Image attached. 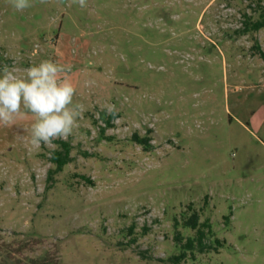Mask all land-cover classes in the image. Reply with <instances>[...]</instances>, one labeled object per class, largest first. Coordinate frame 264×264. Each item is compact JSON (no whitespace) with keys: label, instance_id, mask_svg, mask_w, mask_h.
<instances>
[{"label":"rangeland","instance_id":"374dc122","mask_svg":"<svg viewBox=\"0 0 264 264\" xmlns=\"http://www.w3.org/2000/svg\"><path fill=\"white\" fill-rule=\"evenodd\" d=\"M31 3L0 0V66L70 67L84 111L50 180L57 141L0 125V264H264V0ZM193 212L213 233L176 263Z\"/></svg>","mask_w":264,"mask_h":264},{"label":"clouds","instance_id":"9594fccd","mask_svg":"<svg viewBox=\"0 0 264 264\" xmlns=\"http://www.w3.org/2000/svg\"><path fill=\"white\" fill-rule=\"evenodd\" d=\"M74 2L86 7V0ZM9 3L18 12L32 7L31 0H9ZM69 71L70 67L53 60L29 66L23 69V75L14 65L0 66V125L13 124L27 112L35 118L30 125L28 140L32 147L54 148L55 141H67L78 128V120L84 111L82 104L74 103L77 89L64 75ZM100 111L110 116L113 124L118 122L114 105H102Z\"/></svg>","mask_w":264,"mask_h":264},{"label":"trees","instance_id":"16d2710c","mask_svg":"<svg viewBox=\"0 0 264 264\" xmlns=\"http://www.w3.org/2000/svg\"><path fill=\"white\" fill-rule=\"evenodd\" d=\"M250 28V27H249ZM261 28H264V19L261 21H256L251 25V28L248 29L250 31H258ZM133 141L147 148L148 139L140 138L137 134L133 136ZM56 144L58 148L51 152L50 162L55 165V168L49 171V180L53 178L55 174H58L63 171L64 167L71 163V145L67 141H57ZM176 227L179 226L178 222L175 224ZM183 226L185 228H190L196 232L195 238H188L185 244L181 245L182 253L175 257L174 262L178 263L182 259L186 258V253L193 252L199 249L200 252H205L207 250V244L205 239L208 235H212V226L209 220L205 222L200 221L199 214L197 212H193V214L184 221ZM181 234L178 232L176 235V240L180 242L183 238L180 236ZM218 245H221L219 240H216Z\"/></svg>","mask_w":264,"mask_h":264},{"label":"flooded vegetation","instance_id":"af4514ba","mask_svg":"<svg viewBox=\"0 0 264 264\" xmlns=\"http://www.w3.org/2000/svg\"><path fill=\"white\" fill-rule=\"evenodd\" d=\"M152 2V0H149V4ZM136 4V3H135ZM156 4H159V3H155V2H153L151 5V9L150 10H152L153 8H154V11H155V8H156ZM137 5V4H136ZM159 9H157L158 11H163L162 9H165V10H167L166 9V7H163V6H159L158 7Z\"/></svg>","mask_w":264,"mask_h":264}]
</instances>
